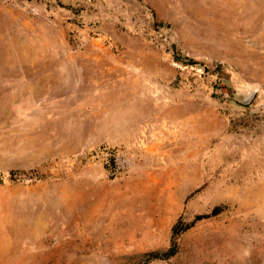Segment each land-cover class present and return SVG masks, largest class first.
<instances>
[{
    "label": "rangeland",
    "instance_id": "rangeland-1",
    "mask_svg": "<svg viewBox=\"0 0 264 264\" xmlns=\"http://www.w3.org/2000/svg\"><path fill=\"white\" fill-rule=\"evenodd\" d=\"M0 264H264V0H0Z\"/></svg>",
    "mask_w": 264,
    "mask_h": 264
},
{
    "label": "bare ground",
    "instance_id": "bare-ground-1",
    "mask_svg": "<svg viewBox=\"0 0 264 264\" xmlns=\"http://www.w3.org/2000/svg\"><path fill=\"white\" fill-rule=\"evenodd\" d=\"M161 96V93H157L156 96H152L150 95V98H152V100H155L154 102V106H153V118L156 121H159L162 118H168V123L171 124V126L173 125H185L189 122H192L196 125L197 123V118L195 115H190L189 117H187L186 119L182 120V116L186 115L187 113H190V109L188 107L185 106H181L180 104L176 105L174 110L169 109L165 106V104L163 103V101H159ZM134 119H137V117H134ZM131 123V121H130ZM193 124V125H194ZM170 126V127H171ZM130 128V130H129ZM128 131H130L129 133H131L133 131L132 126H128ZM32 203V202H31ZM22 241V240H21ZM45 241V240H44ZM32 242V241H31ZM43 242V241H42ZM12 244V243H11ZM19 245V244H18ZM39 246V245H38ZM37 246V247H38ZM20 247V246H19ZM14 249V248H13ZM25 251V249H23ZM16 251V250H15ZM12 253V251H11ZM45 253V250L44 252ZM43 255V254H42Z\"/></svg>",
    "mask_w": 264,
    "mask_h": 264
},
{
    "label": "trees",
    "instance_id": "trees-1",
    "mask_svg": "<svg viewBox=\"0 0 264 264\" xmlns=\"http://www.w3.org/2000/svg\"><path fill=\"white\" fill-rule=\"evenodd\" d=\"M180 232L175 231L174 232V237L176 235H178ZM176 251V247H172L169 250L162 252V253H152L151 256L155 259V258H164V257H169L172 256Z\"/></svg>",
    "mask_w": 264,
    "mask_h": 264
}]
</instances>
